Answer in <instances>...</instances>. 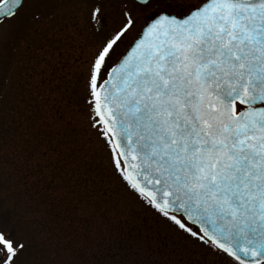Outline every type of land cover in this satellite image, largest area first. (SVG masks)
<instances>
[{"label":"snow or ice","instance_id":"snow-or-ice-1","mask_svg":"<svg viewBox=\"0 0 264 264\" xmlns=\"http://www.w3.org/2000/svg\"><path fill=\"white\" fill-rule=\"evenodd\" d=\"M22 7L0 0V24ZM89 23L74 66L114 176L194 247L264 264V0H121ZM29 248L0 219V264Z\"/></svg>","mask_w":264,"mask_h":264},{"label":"rangeland","instance_id":"rangeland-1","mask_svg":"<svg viewBox=\"0 0 264 264\" xmlns=\"http://www.w3.org/2000/svg\"><path fill=\"white\" fill-rule=\"evenodd\" d=\"M94 6L121 1L27 0L0 24V219L30 243L22 264H227L134 197L89 128L74 58L103 38Z\"/></svg>","mask_w":264,"mask_h":264},{"label":"trees","instance_id":"trees-1","mask_svg":"<svg viewBox=\"0 0 264 264\" xmlns=\"http://www.w3.org/2000/svg\"><path fill=\"white\" fill-rule=\"evenodd\" d=\"M72 175H73V174H72ZM100 208H101V206H100L99 204H95V211H94V213H97L98 211H100ZM100 217H101V218L104 217V218H103V221H107V222H108V219H107L105 216L102 215V212H101V214H100ZM121 234H122V238L120 239V241H122V242H126V243H127V241L129 240V236L127 235V238L123 239L125 233H121ZM130 235H131V234H130ZM134 236H135L134 238H135L136 240L139 239V240L141 241V237H138V236H139V232H138V234H136V235H134ZM144 240H145V241H147V240L149 241L150 238L145 237ZM119 244H122V243L120 242ZM159 248L163 249V248H164V245L160 244V247H159ZM128 250H129V251H134L132 243L128 244ZM148 254H151V251H148Z\"/></svg>","mask_w":264,"mask_h":264},{"label":"flooded vegetation","instance_id":"flooded-vegetation-1","mask_svg":"<svg viewBox=\"0 0 264 264\" xmlns=\"http://www.w3.org/2000/svg\"><path fill=\"white\" fill-rule=\"evenodd\" d=\"M99 4L103 3L105 0H96ZM117 1H121V0H117ZM27 2V0H23V6L24 4ZM109 4V3H108ZM21 10V9H20Z\"/></svg>","mask_w":264,"mask_h":264}]
</instances>
